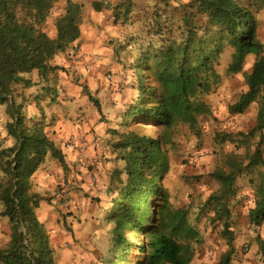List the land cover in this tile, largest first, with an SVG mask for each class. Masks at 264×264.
<instances>
[{
	"label": "trees",
	"instance_id": "obj_1",
	"mask_svg": "<svg viewBox=\"0 0 264 264\" xmlns=\"http://www.w3.org/2000/svg\"><path fill=\"white\" fill-rule=\"evenodd\" d=\"M146 1L138 12L133 0H117L110 7L112 24L139 23L144 41L130 37L126 44L136 45V54L129 55V65L124 64L136 77L135 94L108 128L115 191L105 216L113 224L107 264H188L189 242L196 240L198 232L190 224L187 210L173 207L163 188L168 171L163 148L176 123L193 129L197 117L209 113L202 97L219 81L215 61L226 45L233 49L228 74L239 73L245 58L255 55L245 79L247 89L228 110L241 114L257 103L250 133L264 132V55L257 42L255 19L243 0L181 1L175 29L168 0ZM54 7L55 0H0V105L11 118L5 128L14 139L12 147L0 150V216L8 220L11 232L8 243L0 248V264H57L49 236L36 216L41 198L33 191L32 180L48 156L62 167L64 157L43 122L26 123L21 105L13 100L16 87L36 85L23 75L37 71L38 79L45 80L59 69L53 64L55 58L79 38L83 5L66 0L64 12L55 22V35L50 37L42 24ZM92 8L101 11L96 1ZM118 47L115 60L125 49ZM229 160L227 171L211 173L220 189L206 206L216 215L218 209H224L223 215L229 219L225 208L236 177L245 168L260 167L255 205L249 212L250 224L259 226L264 222V160L259 143L246 166L234 154ZM133 253L138 258L130 263ZM218 264H229V255L222 256Z\"/></svg>",
	"mask_w": 264,
	"mask_h": 264
},
{
	"label": "rangeland",
	"instance_id": "obj_2",
	"mask_svg": "<svg viewBox=\"0 0 264 264\" xmlns=\"http://www.w3.org/2000/svg\"><path fill=\"white\" fill-rule=\"evenodd\" d=\"M181 1L183 0H168V8L173 9L170 18L173 21V29L179 24L178 8L182 4ZM243 1L255 19L256 38L262 46L264 55V0ZM74 2L83 5V17L92 7L91 0ZM106 2L110 6V3L114 4L117 0ZM146 2L148 1L133 0L135 12L146 5ZM65 4L66 0H55L54 9L42 24L43 31L50 37L55 35V22L64 12ZM109 6L104 8L107 9ZM159 8H164V5L159 4ZM106 22H109L108 27L104 24L105 28H102L104 31L99 32V39L92 38L98 45L96 42H92L93 47L89 45L98 49L81 51L78 46H70L65 53L55 58L53 64L59 69L49 74L45 80L38 79L37 71L23 75L24 78L36 83L29 89H21L18 86L13 94L15 104L36 105L35 110L30 106L28 114L31 119L25 117L26 123L41 120L44 128H47L56 120L57 110L65 113L63 109L67 101L76 97H86L91 86L101 85L108 98L109 94H113L117 100L107 101L105 95L101 104L102 118L109 122L110 126H114L113 118L120 115L122 105L135 94L136 77L131 70L127 71L124 68V64L129 65V55L136 54V45L128 47L126 44L130 37L142 38L143 41L144 37L140 34L142 29L139 23L126 27L115 25L111 28L110 18H107ZM87 29L89 30V27ZM84 38V31L81 29L79 40ZM119 45L125 46L124 51L118 55L121 61L115 60ZM232 53L233 49L226 45L216 58L215 71L219 81L208 95L202 97L209 113L197 117L193 129L185 123H176L170 130V136L163 148L168 164V171L163 178V188L168 191L173 207L187 210L189 222L198 232L196 240L189 242L188 264H218L222 256L227 254L229 264H264V222L259 226H253L249 222V212L255 205V188L259 181L257 174L262 168L250 170L245 168L236 177L233 193L226 202L225 209L229 211V219L223 215L224 209H218L216 215L210 205L206 206L208 198L220 189L219 182L211 173L214 170L227 171L231 162L229 157L232 154L246 166L248 157L259 143L264 160V132L250 133L255 125L257 103H252L241 114H232L228 110L247 89L245 79L255 55H248L245 58L239 73L228 74L227 67ZM82 55L86 58H81ZM84 64L90 65L91 71L87 75L83 69ZM92 76L93 81L90 79ZM93 99V97L89 99L94 105L89 108L92 116L96 107ZM75 109L73 110L76 111ZM51 110L55 112L52 113ZM4 113L7 123L11 122L6 107L0 105V114ZM21 113L23 115V112ZM99 150L107 153L108 158L99 162L92 160V164L85 165V178L81 179L82 184L86 185L85 188L74 183L77 174L75 168H70L66 164L62 167L50 156L33 176L32 189L41 198L36 216L49 236L50 248L57 264H107L109 260L111 248L109 231L113 224L106 221L105 216L111 210L108 205L115 191L111 179L115 164L109 154L111 149L108 143L100 144ZM0 162L3 163V159H0ZM93 170L95 172H91ZM78 174L82 172L79 171ZM2 175L0 170V178ZM87 176L89 181L86 180ZM10 233L8 220L0 216V248L8 243ZM137 258V253H133L130 263L136 262Z\"/></svg>",
	"mask_w": 264,
	"mask_h": 264
},
{
	"label": "crops",
	"instance_id": "obj_3",
	"mask_svg": "<svg viewBox=\"0 0 264 264\" xmlns=\"http://www.w3.org/2000/svg\"><path fill=\"white\" fill-rule=\"evenodd\" d=\"M72 1H77V0H72ZM91 1L92 2L96 1L100 3L101 11H95L91 7V9L88 10V14L85 15V17H83L80 30L82 29L84 31L85 38L81 41L78 38V40L74 44H72L73 47L78 46L81 49V51L98 49L96 46L92 48L93 47L92 44L96 42V41L93 42L92 38L98 40L100 30H103L102 28H105L104 24H106L108 27L109 22H106V19L110 18L111 15L110 7L111 5H113L110 3L109 6L106 0H91ZM105 5L109 7L105 9L107 7ZM112 26L115 25L112 24L110 27L112 28ZM87 27H89V30L91 31H89ZM95 44H97V42ZM89 45L92 47H90ZM90 79H92L93 81L94 80L93 76L90 77ZM90 86L91 83L89 87ZM111 91H112V86L110 89V93ZM86 95L90 97L88 98V96L86 97L81 96V97H76V99H70L69 101H67L66 106H64L63 109L65 113L63 114L61 113V110H57L56 112L58 113V115L57 117H55L56 120L47 128H44L50 140H52L55 146L62 152L64 157V163L70 168L72 167L75 168L77 174H75L76 182L74 183L83 188L86 187L85 184H82V180H81L82 178L83 179L85 178V174H84L85 165L88 163L92 164L93 163L92 160H95V162H99L100 160H104L105 158H108L107 153H102L99 150L100 144L102 143L107 144L108 142V138H109L108 128L110 127L109 122H107L102 118L103 112L101 107L103 106L101 104L104 101L105 95L107 97V101H109L110 99L111 102H117V100L114 99L113 94H109V98H108L105 89L101 85L91 86V88H89V91ZM91 97L94 98L93 100H95L96 103L95 104L96 107L94 108L95 113L93 116L91 110L89 109L90 107L94 106L92 103H90L89 99ZM20 105L22 107V112L24 117H26L27 119H31V116H29L28 114L31 110L30 106L34 107L35 110L36 105L34 104L28 105L27 103H22ZM73 109H75L76 111H74ZM87 109H89V111ZM51 112L53 113L55 112V110H51ZM6 123L7 121H6L5 113L0 114V150L8 149L14 145V139L7 134L5 128ZM68 144H70V146H68ZM109 154L111 155V153ZM111 156L113 157V155ZM99 165L100 164H97V166ZM88 167L89 166H87V168ZM79 171L82 172V174L79 175L78 174ZM91 172H95V171L93 170ZM99 174L100 171L98 172V175ZM86 180L89 181L88 176Z\"/></svg>",
	"mask_w": 264,
	"mask_h": 264
},
{
	"label": "built area",
	"instance_id": "obj_4",
	"mask_svg": "<svg viewBox=\"0 0 264 264\" xmlns=\"http://www.w3.org/2000/svg\"><path fill=\"white\" fill-rule=\"evenodd\" d=\"M81 58H86V56L82 55ZM83 69H84V72H85L86 75L89 74L90 71H91L90 70V65H87V64L83 65ZM68 146H70V144H68Z\"/></svg>",
	"mask_w": 264,
	"mask_h": 264
}]
</instances>
